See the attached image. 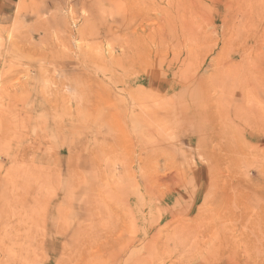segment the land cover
Wrapping results in <instances>:
<instances>
[{
    "label": "rangeland",
    "instance_id": "1",
    "mask_svg": "<svg viewBox=\"0 0 264 264\" xmlns=\"http://www.w3.org/2000/svg\"><path fill=\"white\" fill-rule=\"evenodd\" d=\"M9 1L0 264H264V0Z\"/></svg>",
    "mask_w": 264,
    "mask_h": 264
},
{
    "label": "bare ground",
    "instance_id": "2",
    "mask_svg": "<svg viewBox=\"0 0 264 264\" xmlns=\"http://www.w3.org/2000/svg\"><path fill=\"white\" fill-rule=\"evenodd\" d=\"M209 181H210V180H209ZM210 182H211V181H210ZM213 182H214V181H213ZM210 184H211V183H210ZM211 186H212V185H210V187H211ZM210 187H209V188H210ZM217 188H218V187H217ZM211 189H212V188H210V190H211ZM214 189H215V188H214ZM177 190H178V189H177ZM210 190H209V191H210ZM217 190H218V189H217ZM211 192H214V191L212 190ZM211 192H210V193H211ZM210 193H208V194H210ZM212 194H213V193H211L210 195H212ZM216 194H217V193H216ZM220 194H221V193H220ZM206 196H207V195H205V196L203 197V199H202V204H204V203L206 202V200H208V199L206 198ZM220 196H221V195H218V196H216V195H212V198L216 200V198H217V197H220ZM224 197H225V196H224ZM209 199H210V198H209ZM218 199H219V201H221L222 197H220V198H218ZM230 201H231V200H229V202H230ZM231 204H232V201H231ZM199 206H200V208H201V205H199ZM207 206H209V205H207ZM198 208H199V207H198ZM204 209H207V208H204ZM222 209H223V208H222ZM169 211H170V210H169ZM223 211H224V210H223ZM227 211H228V210H227ZM256 211H257V210H256ZM188 212H189V210H188L187 212H185V214L182 215V217L177 216V217L180 218V220H182V219L185 220V221H182V223H186V220H189V221L191 220V217H188V216H187V215H188ZM197 212L199 213V209H198ZM210 212H211V211H210ZM200 213H201V212H200ZM204 213H207V212L204 211ZM196 215H197V214H196ZM199 215H200V214H199ZM218 215H219V214H218ZM102 216H103V215H102ZM213 216H214V215H213ZM213 216H212V217H213ZM192 217H193V216H192ZM175 218H176V217H175ZM205 218H206V216H205ZM206 220H207V219H206ZM206 220H202V221H205L206 223H208ZM208 220H210V219H208ZM104 221H106V220H104ZM202 221H201V224L203 223ZM226 222H227V221H226ZM177 223H178V222H177ZM179 223H180V222H179ZM195 223H196V222H195ZM182 225H183V224H182ZM182 225H181V227H182ZM193 225H195V224H193ZM197 225H198V224H197ZM223 225H225V224H223ZM183 226H184L183 228H185V225H183ZM195 226H196V225H195ZM203 226H205L204 223H203ZM192 227H194V226H192ZM192 227H191V228H192ZM198 227H200V226H198ZM183 228H182V229H183ZM189 228H190V227H189ZM197 229L201 230V229H203V227L201 226V229H200V228H197ZM210 229H212V230L214 231V233H212V234H214V235L217 234V230L215 229L214 225H211V226H208V225H207V226L204 227V231H210ZM220 229H222V227H220ZM189 230L192 231V229H188V231H189ZM193 230H194V229H193ZM195 231H196V228H195ZM195 231H194V232H195ZM227 231H228V230H227ZM198 232H199V231H198ZM222 232H223V230H222ZM189 233H191L192 235H194V234H193V231H192V232H189ZM195 233L197 234V232H195ZM199 234H200V233H199ZM208 236H209V235H208ZM192 237H194V236H192ZM200 237H204L203 232L201 233ZM217 238H218V237H217ZM217 238H216V239H217ZM193 239L196 240V238H193ZM209 239H210V238H209ZM213 239L216 241L215 237H214ZM202 240H204V239H202ZM210 240H211V239H210ZM217 240H218V239H217ZM210 245H211V244H210ZM217 248H218V247H217ZM215 250H216V248H215ZM251 260H252V259H251ZM253 263H254V262H253Z\"/></svg>",
    "mask_w": 264,
    "mask_h": 264
},
{
    "label": "crops",
    "instance_id": "3",
    "mask_svg": "<svg viewBox=\"0 0 264 264\" xmlns=\"http://www.w3.org/2000/svg\"><path fill=\"white\" fill-rule=\"evenodd\" d=\"M9 2V0H0V9L6 7Z\"/></svg>",
    "mask_w": 264,
    "mask_h": 264
}]
</instances>
